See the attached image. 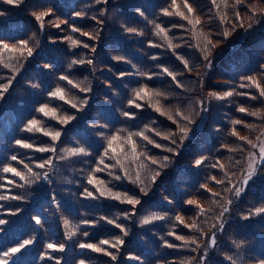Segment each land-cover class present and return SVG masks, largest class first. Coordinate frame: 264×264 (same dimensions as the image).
<instances>
[{
    "label": "trees",
    "instance_id": "obj_1",
    "mask_svg": "<svg viewBox=\"0 0 264 264\" xmlns=\"http://www.w3.org/2000/svg\"><path fill=\"white\" fill-rule=\"evenodd\" d=\"M177 2L182 4V0ZM189 2L196 8V16L202 21V24L197 26L198 30L210 34L214 43L219 41L210 53L211 67H206L203 54L194 46L198 40L190 31L192 26L179 17L162 15L161 9L168 7L171 0H107V3L103 0H24L18 7L0 0V12L5 13L0 16V40L9 44L28 40L29 46L33 48V55L25 57L17 64L18 72L0 65V84H7L11 80L8 91L0 97V185H6V188H0V195H19L24 198L0 201V205H3L0 207V219L8 221L7 224L0 225V228H3L0 232V252L25 239L34 238L33 243L21 249L9 264H56L57 259L60 264H79L81 260L85 264H141V261L130 259V256L141 257L143 264H157L158 261L160 264L165 261L168 264H181L182 261L189 260L191 264H198V260L192 258H198L203 249L192 252L185 248L169 249L161 246V237L170 242L182 243L168 236V232L175 231L184 236L199 235L190 232L183 225H177L174 220L176 215H181L186 223H191L188 218L195 216L196 210L185 203L190 198L197 199L205 209H212L198 221L205 233L200 240L202 245L209 240L213 232L216 234V245L208 247L205 264H233V261L235 264H261L264 261V213L255 212L257 208H264V159H260L255 165L254 178L248 185H244L242 181L246 175V164L253 147L230 135L235 127L241 136L246 135L255 142L264 125V103L245 96L234 95L222 101L208 96L211 91L223 93L232 88L258 96L254 87L240 88L239 85L245 83L242 78L246 76L256 77L264 84V69L261 68V65H264V26L246 34H242V31L247 23L262 16L259 13L253 14L249 5L264 8V0H247L245 4L235 8L231 7L234 0H228L229 6L224 8L222 5L221 9L213 6L211 0ZM41 7L54 8L55 16L60 20H67L69 25L98 33L97 39L89 40L79 33H73L70 27L64 24H61L62 30L50 26L39 30L31 13L40 11ZM181 10L184 11L182 7ZM236 11L241 14L239 21L234 15ZM75 12L86 15L76 17ZM140 12L145 14L144 17L139 15ZM225 13L228 22L222 23L219 17ZM148 21L166 27L169 30L168 38L173 44L181 46L176 48L175 52L169 50L167 42L154 35V25ZM174 24L184 25V28H173ZM121 25L141 30L143 35L127 33ZM225 30L230 31L226 38L221 35ZM68 35L89 43L96 51L93 53L83 47L73 48L64 39ZM149 41L163 44L164 47H151ZM176 54L187 59L193 71H187L176 59ZM115 56H122L127 62L114 60ZM153 56L158 59H151ZM81 58L92 59L93 64H77L69 68L73 59ZM12 63L16 64V61L13 60ZM132 64H135L136 68H133ZM45 65L50 67L46 68ZM157 65L182 72L183 75L177 79L185 87H176L171 78L163 74L154 76L151 80L140 75H120L137 72L157 73L160 72ZM61 76H68L79 87L74 88L67 81L60 80ZM145 83L169 95L168 100L162 101L168 109L180 108L185 114L191 113L193 122L188 125V138L173 145L154 133L146 132L164 146L156 148L134 137L139 145L138 151L146 149L149 155L157 159L170 157L167 168L161 170L162 175L154 184L147 180V176L152 174L151 170L156 166L143 159L137 162L146 165L145 168L139 169L141 179H144L147 185L146 196L130 182L134 176L115 181L106 171L95 173L109 182L114 189L137 195L141 204L135 208L126 203L103 198H84V188L92 189L87 183L89 173L95 168L104 151L107 143L105 137L112 132L119 129L130 132L144 131L146 125L162 133L178 131L176 125L150 107H127L133 89ZM57 87L65 90L67 100L79 105L81 100L87 99L88 104L78 111L73 109L70 103L50 97L49 93ZM80 87H88L91 91L81 92ZM200 100L205 101L207 112L198 107L197 102ZM42 104L56 108L58 115H73L76 119L67 125L59 124L57 120L36 111ZM241 105L260 111V115L239 113L236 109ZM122 111L134 112L135 118L123 117ZM33 118L41 120L49 130H59L60 139L53 142L40 133L23 130L28 120ZM235 119H241L256 127L248 129L234 125L232 121ZM100 133H103V136ZM16 140L32 143L34 148L20 147L15 143ZM222 145L243 146V151H228L222 148ZM40 146H54L57 151H36L35 147ZM73 147H84L90 155L70 156L67 150ZM167 147L174 148L175 152L165 151ZM13 155L17 157L16 161L11 160ZM201 157L207 158L205 163L199 167L195 166V160ZM49 159L52 163L47 167H36ZM218 160L225 165L224 171L211 167ZM105 162L113 161L106 159ZM25 164L34 172H47L49 179H41L36 184L27 185L19 177L2 171L4 165H11L23 172L26 178H31L24 167ZM137 164L132 165L133 170L137 169ZM224 172L228 173L231 184L215 185L208 180L212 175L218 179L222 178ZM5 178L24 186L7 185ZM203 183H208L212 192H220L221 195L210 196L208 192L200 189ZM233 186L242 189L239 197L235 196L234 192L225 191V188ZM229 199L232 201L231 205L226 203ZM214 200H218L219 204L213 203ZM221 206L229 207V212L223 217V230L219 231L212 225L217 223L215 217L222 210ZM16 209L20 210L16 215L9 214ZM133 211L136 214L129 219L117 220L127 228V236H123L119 229L104 221L95 226L80 223L85 219L98 220L100 216L115 219L120 213ZM152 215H163L166 218L147 225L141 223L143 218ZM33 216H39L42 224L37 225L32 219ZM65 219L70 222L69 228H65ZM76 225L80 226V231L72 240H67L65 233ZM83 231L89 232V236L84 237ZM116 236H121L125 241L118 251L110 249L116 252V261L101 253L78 247L80 242L97 243L101 239L113 240ZM59 242L65 243L64 252L46 249L47 243ZM236 243L240 244L239 248L235 246ZM45 251L55 259L41 260L40 256Z\"/></svg>",
    "mask_w": 264,
    "mask_h": 264
},
{
    "label": "snow or ice",
    "instance_id": "obj_2",
    "mask_svg": "<svg viewBox=\"0 0 264 264\" xmlns=\"http://www.w3.org/2000/svg\"><path fill=\"white\" fill-rule=\"evenodd\" d=\"M3 3L13 5V6H20L24 3V0H2ZM103 2L107 3V0H103ZM247 0H234V3L231 5V7L235 8L237 5L245 4ZM211 3L213 6H215L217 9H221V6L223 5L224 8H227L229 6L228 0H211ZM251 8V11L253 14L259 13L260 15H264V8H258L255 5H249ZM181 7L184 9V11L181 10ZM161 13L163 16L166 17H179L182 20H185L188 25H191L190 31L193 32V35L198 40V43L194 45L197 49L200 50V52L203 54V58L206 62V67H211V58L210 53L212 52V49L215 46V43H219V41H216L214 43L213 39L211 38L210 34H206L203 31H199L197 26H200L202 24L201 19L196 16V8L193 7V4L189 2V0H182V4L178 3L177 0H171V3L168 7L162 8ZM187 13V14H186ZM5 13L0 12V16H3ZM103 11L101 12V15H103ZM34 20L37 22L39 30H44L46 26H50L55 29H61V24L68 25L71 29V32L73 33H79L82 37H88L89 40H95L98 37V33L94 32H87L83 31L81 28L76 27L74 25H69L67 20H60L59 17L55 16V10L52 7H41L40 11H34L31 13ZM74 15L76 17H83L86 15V13L82 12H75ZM140 16L144 17V13L140 12ZM235 18L239 21L241 20V14L239 11H236L234 13ZM195 17V18H190ZM220 20L222 23L228 22L227 14L220 15ZM92 19L96 20V17H92ZM98 23H103V21H98ZM148 23H151L154 25V35L162 37L167 42V48L173 52H175V49L180 47L179 44H173L172 40L168 38V29L164 26H162L160 23H155L154 21H148ZM243 26V24H241ZM250 26V25H249ZM123 30L130 34H138L143 35V31L138 30L133 27H128L126 25H121ZM173 28L180 27L184 28V25H172ZM234 30V29H232ZM223 37H228L230 35L229 30H225L221 33ZM64 39L70 43V45L73 48L76 47H83L84 49H90L93 53L96 51V48L89 43L84 42L83 40L74 38L71 35L65 36ZM149 45L151 47H164L163 44H155L151 41H149ZM192 46V45H189ZM5 53H7V57H5ZM33 55V48L29 46L28 40H20L16 42L15 44H9L3 40H0V65H2L5 69H10L14 72H18L19 68L17 67V64L24 59L25 57H31ZM7 59V62L5 60ZM114 60L117 61H125V58L122 56H115L113 57ZM151 59L155 60L158 59V57L153 56ZM176 59L179 60L184 68L191 72L193 71V68L189 64V61L185 59L183 56L176 54ZM15 60L16 64H13L12 61ZM127 62V61H125ZM83 65L93 64L92 59H73L71 63L69 64V68L72 67V65ZM45 67H50V65H45ZM133 68H136L135 64H132ZM158 68H160V72L157 73H121V77L125 75H140L145 77L148 80L153 79L154 76H159L161 74L166 75L167 77L171 78V81L175 83L176 87L183 89L185 86L181 81L177 79L178 76L183 75L182 72H175L171 70L169 67L157 65ZM261 68L264 69V65H261ZM14 79V77H13ZM245 83H241L239 85L240 88H255L258 92L257 95H253L250 92H238L235 88H232L230 90L224 91L223 93L211 91L209 92L208 96L211 99L215 100H226L228 98H231L232 96H245L252 100H260L262 103H264V84L260 82V80L253 76H246L242 78ZM60 80L67 81L68 84L72 85L74 88L79 87L78 84H75L71 79H69L68 76H61ZM11 85V80L8 81L7 84H0V97L3 96L5 92L8 91L9 86ZM33 87H38V85H32ZM81 92L87 93L90 92L91 89L88 87H80L79 89ZM49 96L52 98H56L59 100L64 101L65 103H70L71 107L73 109H77L78 111L82 109L83 106L88 104L87 99H83L80 101V104L71 102L70 100L66 99V93L65 90L61 87H57L54 91H51L49 93ZM169 99V95L163 91H160L158 89H155L151 87L148 84H141L139 87L134 88L132 91V98L128 99L127 101V107L129 108H135L140 109L142 107H150L155 112L159 113L161 116H165L168 120H170L174 125H176L178 131H170L168 133H162L159 131H156L154 128H150L147 125L145 126L144 131H137V132H130L126 129H119L115 132H112L109 136L105 137L107 143L104 147V151L102 155L100 156L95 168L91 170L89 173L87 183L92 186V189L89 190V188H84L82 195L86 199H92L97 200L100 198L106 199V200H113L118 201L120 203H126L128 205L135 206L141 204V200L137 195L130 194L127 191H119L114 189L109 182L106 180L100 178L99 176L95 175V173L100 172H107L108 176L112 177L115 181H120L122 179L131 178L134 176V179H131V183H133L136 187L139 188V192L143 193V195H148L147 192V185L144 179H141V173L139 169L145 168L146 165L143 163L137 164L140 160H147L150 162L151 165H155L156 168L152 169L151 175L147 176V180L151 183H156L157 178L162 175V169L167 168L168 162L170 157L164 156L162 159H157L152 157L147 153L146 149H142L138 151L139 145L136 139L134 137L139 138L140 140L146 141L147 144L153 145L156 148H162L164 147L160 143H157L154 139L151 138V136L147 135L146 132L154 133L155 136L160 137L163 140L170 141L173 145H176L177 143H182L185 139L188 138V125L191 124L192 116L191 113L185 114L183 111H181L180 108H175L174 110H170L167 108L166 105L162 103V101H166ZM205 101L200 100L197 102L198 107L201 111L207 112L208 108L204 106ZM37 112L41 113L45 117H49L50 119H55L58 121L59 124L67 125L72 120L76 119L73 115H58L57 109L54 107H50L48 104H42L40 107L36 109ZM236 111L242 114L250 115V116H259L260 111L258 110H250L249 108L241 105L237 107ZM121 115L127 119H134L135 113L130 111H122ZM232 124L234 125H240L248 129H255V125L247 123L246 121H243L241 119H235L232 121ZM27 132H36L40 133L45 137H49L51 141L56 142L61 137V132L59 130H49L47 127L43 125V122L39 119L33 118L28 120L27 124L25 125V128L23 129ZM101 136H103V133H100ZM230 135L233 137H236L238 140L242 141L244 144L251 145V147L256 148L257 144L250 139L248 136H241L239 133V130L235 127L232 128ZM260 137H257V140H259ZM17 145L23 148L32 149L34 148V145L32 143H28L22 140H16L15 142ZM222 148L227 149L228 151H243V146H237V147H230L228 145H222ZM35 150L38 152H56L57 149L54 146H48V147H35ZM68 151V154L70 156H88L90 153L84 148V147H73ZM165 151L169 153H174L175 149L172 147L165 148ZM259 156L261 159H264V144L260 145V152ZM61 159H65V157H60ZM111 160L112 163H106L105 161ZM206 157H201L199 159L195 160V166L199 167L203 165L206 161ZM11 160L16 161L17 157L13 155L11 157ZM20 163H23V161H20ZM52 161L49 159L43 163L37 164V168H45L48 165H50ZM137 164V169L133 170L132 165ZM24 167L27 169L28 173L31 175V178H26L25 174L18 170L17 168L11 166V165H4L2 168V171L4 173H11L14 177H19L20 180L24 181L27 185H33L39 182L41 179L48 180L49 176L47 172L39 173L34 172L31 167H29L27 164L24 165ZM213 168H218L221 171H224L225 165L221 163L219 160L211 165ZM255 165L249 164V171H247L246 175L243 178L242 183L244 185H248L249 181H251L254 178L255 174ZM6 179L7 185H13L15 184L17 187H23L22 184H16V182L12 179ZM208 180L213 182L215 185H224V184H231L232 181L228 179V173L224 172V176L222 178H217V176L212 175L208 177ZM0 188H6V185H0ZM200 189H203L204 191L208 192L210 196L212 197H218L221 195L220 192H212L211 188H209L208 183H203L200 185ZM225 191H231L234 192L235 196L239 197L241 195L242 189L240 187L233 186L232 188H225ZM24 199L22 196L19 195H0V201L5 200H22ZM167 199V198H166ZM171 203V201H168ZM185 203L188 206L193 207L196 210V215L193 217H189L188 219L191 221V223H186L185 218L181 215H176L174 217V220L177 225H183L185 228H188L190 232L199 233V235H190V236H184L177 234L175 231L168 232V236L174 237L176 241H181L182 243L177 244L174 242H170L167 239H164L161 237L162 240V247L169 248V249H176V248H185L190 249L192 252H197L200 249H203L202 254L197 258L193 257L192 259L198 260V264H205V260L207 258V249L208 247H213L216 245V234L213 232L209 238V240L205 244H201L200 240L205 235L203 227H201V223L198 222L201 217L206 216L207 212L212 211L211 208L205 209L197 199L190 198L185 201ZM213 203L219 204L218 200H214ZM227 205H231L232 201L229 199L226 201ZM0 207H3V205H0ZM222 210L217 214L215 219L217 220L216 224H213V228H217L219 231L223 230L224 222L223 217L224 215L229 212V207L227 206H221ZM19 209H16L15 211H10V215H16L17 212H19ZM255 212L257 214L264 213V208H257L255 209ZM135 211L133 212H123L118 214V216L113 219L109 218L107 216H100L98 220H82L80 223L84 225H93L95 226L100 221H104L109 225H113L115 228L119 229L120 232L123 234V236L128 235L127 228L125 225L118 223V219H124L127 220L130 218V216L135 215ZM166 217L163 215H152L149 217H145L141 220V223L144 225L150 224L155 220H164ZM32 219L35 221L37 225H41L42 221L39 216H33ZM247 219V217H245ZM8 221L4 219H0V225L7 224ZM65 228H69L70 222L69 220H64ZM3 231V228H0V232ZM80 231V226L76 225L74 227H71L69 231L65 233V237L67 240H72L73 237L77 235V233ZM82 235L84 237L89 236V232L83 231ZM34 239V238H33ZM33 239H25L22 242L18 243L14 247H10L5 251L0 252V264H9V261L14 257L17 253L21 251V249L25 248L28 245H31L33 243ZM124 239L121 236H116L113 238V240L109 239H101L97 243H86V242H80L78 244V247L80 249H89L92 252L95 253H101L104 256L110 257L112 261L117 260V254L116 252L111 251L110 249H116L119 250V247L124 244ZM194 246V247H193ZM237 248L240 247L239 243H236L235 245ZM65 243L59 242V243H47L46 249H50L53 252H64L65 251ZM45 258L48 259H55L54 257L50 256L47 251L41 254L40 259L43 260ZM130 259L141 261V264H143V261L141 260V257L139 256H130ZM231 259V257H229ZM56 264H60V260H56ZM79 264H85L83 260L79 262ZM157 264H160L158 261ZM164 264H168L167 261L164 262ZM181 264H191V260L189 261H182ZM233 264H235V261H233ZM261 264H264V261L261 262Z\"/></svg>",
    "mask_w": 264,
    "mask_h": 264
},
{
    "label": "rangeland",
    "instance_id": "obj_3",
    "mask_svg": "<svg viewBox=\"0 0 264 264\" xmlns=\"http://www.w3.org/2000/svg\"><path fill=\"white\" fill-rule=\"evenodd\" d=\"M263 26H264V15H262L258 19H255V20L247 23L246 26L243 28L242 34H246L250 31L262 28ZM257 137H260V139L257 140ZM257 137L255 139V143L257 144V147L253 148V150L249 154L247 164H246V173H247V171H249V164L250 163L256 165L261 159L259 156V152H260V145L264 144V125L261 128Z\"/></svg>",
    "mask_w": 264,
    "mask_h": 264
}]
</instances>
